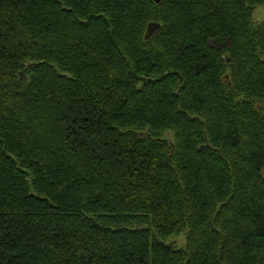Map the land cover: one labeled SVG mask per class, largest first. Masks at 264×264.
Returning a JSON list of instances; mask_svg holds the SVG:
<instances>
[{"label":"trees","instance_id":"obj_1","mask_svg":"<svg viewBox=\"0 0 264 264\" xmlns=\"http://www.w3.org/2000/svg\"><path fill=\"white\" fill-rule=\"evenodd\" d=\"M263 168L264 0H0V264H264Z\"/></svg>","mask_w":264,"mask_h":264},{"label":"water","instance_id":"obj_2","mask_svg":"<svg viewBox=\"0 0 264 264\" xmlns=\"http://www.w3.org/2000/svg\"><path fill=\"white\" fill-rule=\"evenodd\" d=\"M155 3H158L160 0H152ZM160 28V24L158 23H149L146 27V31L144 34V40H148L154 32Z\"/></svg>","mask_w":264,"mask_h":264},{"label":"rangeland","instance_id":"obj_3","mask_svg":"<svg viewBox=\"0 0 264 264\" xmlns=\"http://www.w3.org/2000/svg\"><path fill=\"white\" fill-rule=\"evenodd\" d=\"M263 18V10L261 7H257L254 12H253V19L254 20H261ZM263 176H264V168H263ZM183 243V238L179 237L178 238V244H182ZM180 246V245H179Z\"/></svg>","mask_w":264,"mask_h":264}]
</instances>
